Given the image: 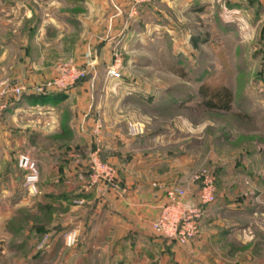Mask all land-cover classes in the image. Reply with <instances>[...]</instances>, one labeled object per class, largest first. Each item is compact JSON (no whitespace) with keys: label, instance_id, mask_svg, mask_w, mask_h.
Here are the masks:
<instances>
[{"label":"rangeland","instance_id":"374dc122","mask_svg":"<svg viewBox=\"0 0 264 264\" xmlns=\"http://www.w3.org/2000/svg\"><path fill=\"white\" fill-rule=\"evenodd\" d=\"M162 2L0 0V84L32 95L60 64L94 63L73 103H38L49 106L42 112L30 103L11 107V99L0 115V176L29 154L41 191L36 197L18 193L17 208L2 183L0 210L9 217L25 207L11 224L24 227L25 236L31 228L43 234L26 240L20 252L14 245L23 243L21 236L0 238V264H112L108 250L84 259L88 246L80 236L71 248L64 245V233L58 236L62 224L84 220L71 213V205L59 204L67 185L53 189L57 181L63 186L55 153L80 147L78 129L107 131L105 154L118 171L119 187L156 183L154 189L165 191L190 186L201 172L217 176L214 224L184 246L148 248L147 264H264V6L257 0H202L206 6L190 12L186 3ZM117 55L120 75L110 80L107 72ZM203 83L233 93L230 113L196 108ZM136 124L143 131L132 137L129 127ZM31 133L40 137L30 140ZM73 181L67 183L74 186ZM50 189L56 194L45 196ZM198 189L194 185L189 197ZM3 214L0 224L7 220Z\"/></svg>","mask_w":264,"mask_h":264},{"label":"crops","instance_id":"0c3cea01","mask_svg":"<svg viewBox=\"0 0 264 264\" xmlns=\"http://www.w3.org/2000/svg\"><path fill=\"white\" fill-rule=\"evenodd\" d=\"M171 1L172 0H163L162 3L165 7H184V3H186V5L190 6V9H188L190 12L202 10V6H206L205 2L203 3L202 0H187L184 3L181 0H176V2L173 3ZM257 3L261 4L262 7L264 6V0H257ZM79 85L70 91L63 93V98H65V100L63 103L59 104V106L69 102L73 103L75 101L74 98H77ZM24 103L29 102H20L18 105H15L14 108L20 107L21 105L26 106ZM34 108H36L34 110L42 108V112H49L50 110L47 109L49 106L40 107L39 105H36ZM106 132L107 131L104 129L101 130L99 135H95V129H78V136L81 138L82 142L80 147H78L76 150H59L56 151L57 153H55L54 158L56 157L57 160L56 162L54 161L53 165L55 166L56 170H62L61 175L63 176V186L61 185V187H59L58 185H60V182L57 181L54 183L55 186L53 185L54 187H52L53 189L56 187L63 188L67 185L68 189L62 190L60 192L61 196L70 194V192L73 190L77 191L75 195H79L80 199L73 201V205L71 206L74 208L72 209L73 212L71 213L76 214L78 212L79 215L84 216V220L80 221L79 223L70 221L62 224L61 234L58 236H61L63 233L71 230L74 227L78 228L81 231V235L79 233V236L82 243H80L85 247L88 246V250L86 251L87 253L83 256L84 259L93 252L96 254L98 252H104L103 255H106V252L109 251L108 257L112 264H147L149 263V258L152 254L148 248H151L153 251L158 249L157 251H159V249L166 247V242L180 247V245H177L174 242L155 237L151 231V225L153 221L159 216L162 207L166 204L165 191H161L160 189L156 188L154 189L153 187L157 186L156 183L153 185H145L142 182H137V184L132 188L120 187L121 192L113 191L107 186L103 185L90 187V168L88 157L92 151L99 149L103 161L110 165L114 164L108 161V157L106 155L107 149L104 142ZM37 134L31 133L28 137H30V140H35L40 137V134ZM47 158L51 157L48 155ZM155 160L158 161V159ZM40 163L41 162H39V164ZM71 172L74 174V176L72 175V179L70 178ZM71 180H74L73 182H75L76 185L73 186L67 183V181ZM2 183L3 186H7V189L4 193L7 196L11 195L13 206H17V208L21 206L20 200H18L19 197L16 195L18 193L19 195L21 193L26 194L27 192H24L22 188L23 173L17 168L16 164L13 166V168L11 163L6 166L5 171L0 176V184ZM171 187L181 186L172 185ZM122 191L125 192L122 193ZM54 193L56 194L54 190H51L50 192L46 193L45 196L53 195ZM219 199L220 196L217 193L216 204L206 208L207 212L201 225L200 234H203L204 229H206L208 226L214 224L212 223L214 217L211 215V213L218 206L217 203H219ZM77 201H82L83 204L80 206L76 205L75 203ZM189 201L192 204H196V196L195 198L189 197ZM60 204L66 206L68 203L63 201L60 202ZM24 208L25 207L16 209V211L10 214L9 217L7 213L3 214V212L0 210V215L2 213L3 216L7 217L6 222L0 224V238L7 239V241L14 239L13 236L15 235H13L10 231L11 223L17 217L16 213ZM66 219L68 220V218ZM31 229L34 230L33 228ZM33 236L34 235H32L31 232L26 233V237L32 238Z\"/></svg>","mask_w":264,"mask_h":264},{"label":"built area","instance_id":"2783aa9c","mask_svg":"<svg viewBox=\"0 0 264 264\" xmlns=\"http://www.w3.org/2000/svg\"><path fill=\"white\" fill-rule=\"evenodd\" d=\"M92 66L94 63L86 66L75 63L60 64L54 77L44 85L35 87L31 94L66 93L86 79L88 70ZM121 66V58L117 55L113 65L109 67L107 77L110 80H116L120 75ZM25 93L23 89L13 88L8 83H1L0 115L8 109L9 100H19ZM142 131V126L138 124L129 127V134L132 137L141 135ZM99 134L100 129H95V135ZM88 163L90 187L103 185L113 191L121 192L118 185L117 169L103 161L99 149L89 154ZM17 167L23 173V190L31 196H38L40 194L38 188L40 173L36 161L29 154H21L18 158ZM191 181L190 186L186 188L170 187L165 190L166 204L151 225V231L155 237L184 246L199 236L206 215V208L215 205L217 202V176L210 172H201L194 176ZM194 185L199 186V189L195 191L196 204L189 201L188 194ZM124 192L122 191V193ZM75 204L80 206L83 202L77 201ZM78 239L79 232L76 229H71L62 235L64 245L69 248L74 247L78 243Z\"/></svg>","mask_w":264,"mask_h":264},{"label":"trees","instance_id":"16d2710c","mask_svg":"<svg viewBox=\"0 0 264 264\" xmlns=\"http://www.w3.org/2000/svg\"><path fill=\"white\" fill-rule=\"evenodd\" d=\"M200 40L195 39L194 43L197 44L198 42H200ZM198 96H199V99H198V102L196 103L197 109H202L208 112L216 111V112H224V113H230L233 109L234 95L226 87L203 83L200 85L198 89ZM61 98H63V93H51L47 95H28L25 93L19 100H15V102L11 105V107L18 105L20 102H23V101L29 102L33 105H38V103L42 105L44 102H47V101L54 102ZM183 106H186V105H183ZM238 116L241 118H247L248 115L239 114ZM79 199H80L79 195H72L71 197L68 195H62L59 199V202L64 201V202H67L69 205H73V201H76ZM10 231L13 235L17 237L21 236V238H23V243H16V245H14L15 246L14 249L19 250V252L27 248L26 240L30 242V239L33 240L34 238H36L34 236L41 237L43 235L31 229L29 232H31L32 235L34 234V236L32 238L26 237L24 234L25 232L24 227L19 226L16 223L11 224Z\"/></svg>","mask_w":264,"mask_h":264}]
</instances>
